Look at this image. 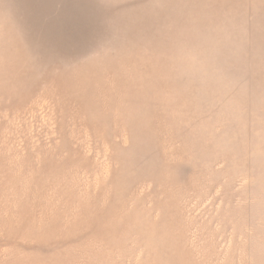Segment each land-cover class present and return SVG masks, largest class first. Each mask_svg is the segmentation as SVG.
I'll use <instances>...</instances> for the list:
<instances>
[{
  "label": "rangeland",
  "instance_id": "1",
  "mask_svg": "<svg viewBox=\"0 0 264 264\" xmlns=\"http://www.w3.org/2000/svg\"><path fill=\"white\" fill-rule=\"evenodd\" d=\"M0 264H264V0H0Z\"/></svg>",
  "mask_w": 264,
  "mask_h": 264
}]
</instances>
